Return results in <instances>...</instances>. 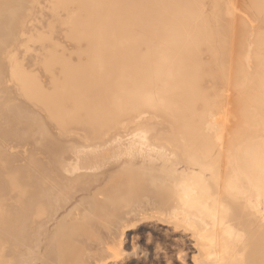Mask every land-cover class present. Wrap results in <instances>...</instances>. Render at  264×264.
Instances as JSON below:
<instances>
[{"label": "bare ground", "instance_id": "6f19581e", "mask_svg": "<svg viewBox=\"0 0 264 264\" xmlns=\"http://www.w3.org/2000/svg\"><path fill=\"white\" fill-rule=\"evenodd\" d=\"M158 222L264 264V0H0V264H149Z\"/></svg>", "mask_w": 264, "mask_h": 264}, {"label": "rangeland", "instance_id": "374dc122", "mask_svg": "<svg viewBox=\"0 0 264 264\" xmlns=\"http://www.w3.org/2000/svg\"><path fill=\"white\" fill-rule=\"evenodd\" d=\"M140 229V231H137L138 233L136 232L137 234H134L133 241H137V243H139L138 245H141L142 247H146L147 249L149 248V261H151L152 256V261L149 262V264L206 263V259L203 258V255L194 252L195 254L193 253L192 256V252L190 251L192 248H190V246L193 243H189V241L187 242V240L184 237H181L180 234L173 233L170 227H168V224L160 222L156 224L149 223V226H145ZM182 253H186L185 260L177 258L178 255ZM205 255L206 254H204V256Z\"/></svg>", "mask_w": 264, "mask_h": 264}]
</instances>
